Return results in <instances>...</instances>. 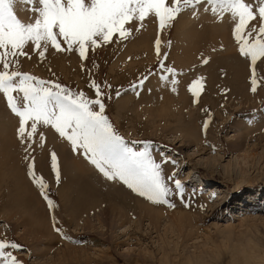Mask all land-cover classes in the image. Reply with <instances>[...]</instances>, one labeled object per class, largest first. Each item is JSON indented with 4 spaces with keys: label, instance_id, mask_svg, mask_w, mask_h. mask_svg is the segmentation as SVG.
I'll use <instances>...</instances> for the list:
<instances>
[{
    "label": "rangeland",
    "instance_id": "374dc122",
    "mask_svg": "<svg viewBox=\"0 0 264 264\" xmlns=\"http://www.w3.org/2000/svg\"><path fill=\"white\" fill-rule=\"evenodd\" d=\"M200 8L196 16L188 11L191 19L188 20L189 24L185 25L187 30L195 26L197 32L203 34L204 39L206 38L200 42L201 44H198V40L193 41L194 45H198L190 48L193 61L181 67L171 60V52L176 44L175 26L180 17L179 14L174 24L162 33V41L165 36L164 43L171 41L170 47H164V43L161 46L162 53L168 52L166 64L175 67L178 71H182L184 67L190 72L203 71V75L198 72L194 77L199 75L204 78L205 72L207 74L210 71L215 72L217 76L221 73L222 77L221 71H225L227 63H231L228 58H232L233 51L235 57L240 58L238 62L243 59L242 63L247 67L250 81L249 61L241 58L238 52V46L232 36L233 26L231 24L228 25L229 28L226 25L221 26L222 29L226 28L224 31L225 33L227 31L226 36L218 25L219 21L226 17H213L210 11L206 13L202 7ZM226 21L227 24L232 23L228 17ZM221 33L228 39L224 41ZM156 34V22L154 19H148L144 22L143 28L139 32H134L129 40L96 49L94 54L90 53L88 61L82 62L77 53L71 52L70 54L76 55L79 60L78 65L72 68H62L57 62L55 63L50 58L53 54L57 55L54 52L49 54L43 62L39 61L30 46L26 50L32 58H19L23 71L42 79L55 80L73 90H83L90 97L94 96V90H90L87 86L89 72L91 78L97 82L103 84L107 81L111 84L112 88L105 89L109 96L105 101V114L110 122L125 141L135 149H141L144 141H150V150L157 161L160 160L161 153L169 157L170 161H175V163L163 164L164 175L180 180L184 187V195L181 199L180 196L175 195L174 183L169 181V186L173 188V195L169 199L175 207L153 204L132 192L122 182L106 179L82 153L74 152L71 144L60 137L54 129L43 127L41 131L46 137V148H40L37 144L30 155L35 158L36 174L42 176L48 185L47 195L55 205L50 210L39 187L27 174L28 161L24 159L23 146L19 143L15 131L12 146L10 143V149L7 147L5 150L7 155L0 151V237L14 240L22 245L19 250H9L23 264H264V126L258 131L252 130L251 135L243 140L242 150L237 151L234 147L236 140L242 138L240 133L246 125L245 119L248 120L247 117L253 113L256 117L264 113V63H257V76L261 79L258 80L257 91L252 92L256 96L258 94L255 98L262 96L260 106L243 109L244 103L241 99L229 98L224 99L219 106L222 111H225L223 120L217 114L216 108L205 102L206 108L201 105L198 109L197 105L193 104L192 112L189 113L187 108L184 117L177 121H168L166 116L149 114L144 110L145 105L140 98L147 80L143 86L135 89L130 87L131 84L137 83L149 67L152 68L153 74L156 73L157 58L152 63L146 64L136 61L128 64V68L123 64L128 63L129 57L124 63L119 62V57L130 45H135L143 55L144 50L141 47L149 43L148 39L154 44ZM202 57L208 58L210 62L203 65ZM93 61L96 64L95 68H93ZM115 62L119 65L118 71L123 70L122 72L111 69ZM81 63L85 64L88 71L81 70ZM25 65H28V70H25ZM199 65L202 66L199 67ZM178 78H182L181 74ZM249 81H247L248 84ZM203 83L205 86L206 82L203 81ZM117 89L121 93L119 96L115 94ZM128 93L132 102H129V110L122 113L116 109V102L123 96L127 97ZM204 94H207L205 90L201 92L199 99H203ZM151 95L146 94L143 99H148ZM1 96L2 101L5 100L2 94ZM3 102L6 106V102ZM234 106H236L235 109ZM10 114L13 115L12 112ZM16 119L15 130L18 128V117ZM206 119L208 120L207 129L203 127ZM194 127L197 139L188 142L185 136ZM38 139V137L34 138L37 143ZM133 141L140 143L132 144ZM59 147L69 151L68 153L74 159L81 161L85 168L90 169L97 176V179L90 181V184L105 194L103 196L106 202L100 204L101 207L81 214L75 222H70L69 217L66 216L67 212L60 203L59 190L69 191V203L72 207L76 203L74 196L78 193V184H67L71 170L67 169L66 173L61 166ZM50 149H53L58 157L59 183L56 182L51 171ZM20 171L28 188L22 194L23 201L29 190L38 198L45 210L52 239L33 232L23 233L28 228V225L23 226L20 223L22 213L25 211L22 213L13 211L19 210L16 207L19 204L13 202L15 194H11L18 180L16 174ZM71 174L73 179L79 176L77 173ZM199 178L203 182L197 187L195 185ZM115 189L122 194L126 192L124 194L126 198L131 199H126V203L131 201L128 207H131L132 211L130 210L128 215L122 218L115 214L104 213L100 216L102 220L100 222L96 219V215L109 208L108 204L106 207L109 199L119 198ZM200 197L202 200L199 199ZM34 198L33 196L32 200ZM134 198L135 202L137 200L145 206L135 209L132 206L135 203L132 200ZM31 201L28 203L31 205L29 211L36 215L38 210L35 206L36 201ZM155 211L158 212L157 216L154 215ZM53 216L63 235L54 230ZM175 217L186 220L182 227L185 232L178 231L173 225L172 220ZM227 227H232V232H228ZM184 234H187L189 238H184Z\"/></svg>",
    "mask_w": 264,
    "mask_h": 264
},
{
    "label": "snow or ice",
    "instance_id": "6c2138e0",
    "mask_svg": "<svg viewBox=\"0 0 264 264\" xmlns=\"http://www.w3.org/2000/svg\"><path fill=\"white\" fill-rule=\"evenodd\" d=\"M17 5L24 6L21 10L30 14L27 19L18 15ZM200 7L214 17L222 18L227 14L231 18L232 36L240 56L249 61L250 90L255 93L261 79L257 76V63H264V0H0V94L18 117L16 136L28 161L27 174L39 187L50 210L55 205L47 195L48 185L36 174L35 158L30 155L37 146L35 137L39 138L38 146L45 147L43 127L54 129L106 179L122 182L153 204L175 207L169 199L173 195L169 181L174 183L175 195L181 199L184 187L180 180L164 175L163 164L175 161H170L163 153L157 161L150 150V141H144L141 149H135L110 122L105 114V101L109 98L105 89L112 88L111 84L97 82L89 72L87 86L94 90V96L90 97L83 90H73L55 80L23 71L19 58H32L26 50L30 46L41 62L52 52H75L82 62L88 61L90 53L94 54L96 49L129 40L134 32L143 28L146 20L154 19L157 24L156 74L176 92L179 72L166 64L168 52L161 51L162 33L174 24L182 11L188 10L196 16ZM170 46V40L164 43V47ZM201 63L207 64L208 58L202 57ZM81 70L88 71L84 63ZM151 75L153 70L149 67L130 87L143 86ZM203 81V77L197 76L187 86L193 103L204 90ZM115 94L119 96L120 90ZM203 127L207 129L208 120ZM49 157L51 171L59 183L56 152L52 150ZM52 219L54 230L63 235L55 216ZM20 248L22 245L14 240L0 237V264H23L9 250Z\"/></svg>",
    "mask_w": 264,
    "mask_h": 264
},
{
    "label": "bare ground",
    "instance_id": "6f19581e",
    "mask_svg": "<svg viewBox=\"0 0 264 264\" xmlns=\"http://www.w3.org/2000/svg\"><path fill=\"white\" fill-rule=\"evenodd\" d=\"M23 7L24 6L17 5L18 15L21 18L27 19V16L29 13L26 11H22L21 8H23ZM203 16H204V14H203ZM190 19H191L190 13H188V10H184L180 14V17L177 20V23L175 26L176 44L173 47L172 52H171V55H172L171 60H173L175 62V64H178L181 67H183V66H185V65H187L193 61V55L191 54L192 52H191L190 48L198 46L197 44L194 45L193 41L198 40L199 41L198 44H201L200 42L202 40L206 39V38L204 39L203 34H200L197 32V29L195 26L190 27V30H187V28H185V25L189 24L188 20H190ZM225 22H227V21H225V20L219 21L218 25H219L220 29H222L221 26H223ZM201 28H203L202 25H201ZM227 28H229V27H227ZM222 30L223 31H221V32L225 33L224 31L226 30V28H224ZM222 33H221V36L224 39V41L227 40L228 38H226L225 35H223ZM226 33H227V31H226ZM226 36H227V34H226ZM164 40H165V36H163V41ZM148 41H149L148 44L146 43L141 47V49L144 50L143 55L140 54V52L138 51V49L136 48L135 45H130L128 47V49H126V51L124 53H122L121 56L119 57V62L124 63L126 58L129 57L128 63L123 64L126 67L128 64L134 63L136 61L142 62L144 64H146L148 62L152 63L157 57H156V54L154 51V44H152L153 41L151 42L150 39H148ZM186 44L188 46H185ZM228 49L230 50L229 47H228ZM161 51H162V47H161ZM235 56L236 55H234V53L232 51V55H231L232 58H228L231 60V63H227V69L225 71L224 70L221 71L223 73L222 77H221V73L218 74V76H217V74L213 71H210L207 74L205 72L204 81L206 82V85L204 86V90H205V92H207V94H204L203 99H201V98L199 99V97H198L196 103H193V97L191 94L188 93L189 91L187 90V86L189 83H191V81L193 79L196 78L194 76L198 72H201L200 70H195V71L190 72V71H187V69L185 67L182 68L183 69L182 71L179 70L178 71L179 75L181 74L182 78H178L179 75L177 76V79L179 80V84L177 85V91L176 92L171 91L170 83L160 81L158 74L155 73V74L151 75L145 83V86H144V89L142 91L141 98H140L141 102L145 105L144 110L149 114L166 116L168 121H177L180 118L185 116V114L187 112L186 111L187 108L189 110V113L193 111L191 108L193 106V104L197 105V107L199 109V106L204 105V108H206L205 104L210 103L213 108H216L217 114L219 116H221V119L223 118L225 111H222V109H220L219 106L224 99H226V100H228L229 98L241 99L242 102L244 103L243 109L260 106L262 96L255 98L258 96V94L256 96V94H253L252 91L250 90L251 86H250V81L248 78L249 73L246 69L247 67L244 63H242L243 59L241 60V62H238V61H240L239 60L240 58L238 59ZM50 58L53 59L55 61V63L57 62L59 65H61L62 68L75 67L76 65H78V62H79V60L77 59V56L74 54H70V53L64 54V55L63 54H60V55L59 54H57V55L53 54V56H51ZM235 60H236V62H235ZM244 60H246V59H244ZM208 62H210V61H208ZM118 66H119L118 63L115 62L114 66L111 69L114 68V69H116V71H118L119 70V68H117ZM201 66L202 65H199V67H201ZM209 66L210 65H208V67ZM181 67H180V69H181ZM28 69H29L28 65H25V70H28ZM122 71H118V72H122ZM202 73H203V71L201 72V74ZM197 76H199V75H197ZM220 77L222 79H220ZM247 81H249V84L247 83ZM225 90H227V91H225ZM146 94H152V95L149 98L147 97L148 99H143L146 97ZM1 97L2 96L0 94V143H1L0 151L5 153L4 155H7L5 150L7 147H9L8 149H10L9 144L11 143V146H12V143H13L12 140L15 139V137H14V135L16 134V133L14 134V132L16 131L15 130V128H16L15 127V120H17L16 119L17 117L14 114L13 115L10 114L11 111H9V109H8V111L6 110L7 108L3 102L5 100L2 101ZM130 100H132V99L129 97V93H128L127 97L123 96L121 99H119L116 102L117 103L116 109L121 111L122 113L126 112L127 110H129V108H128V106L130 105L129 102H132ZM215 102H216V104H215ZM233 108L235 109L236 106H234ZM137 109H138V107H137ZM257 113H258V111H257ZM255 115L256 114H254V113L250 114V116L247 117L248 120L245 119L246 125H245L244 129L241 130V133H240L242 138L239 140H236V142L234 143L235 150L240 151L243 149V147H244V141L243 140H245L249 135H251V132L253 129H254V131H258L262 126H264V113L259 117H256ZM196 139H197V135H196L195 127H194L193 129L189 130V134H187L185 136V140L188 142H192ZM199 142H197V144H199ZM48 143H50V142H48ZM53 143H54V141H53ZM50 148H52V146ZM59 149H60V147H59ZM50 150L52 151L53 149H50ZM68 152L65 149H60V162H61V166L63 167V169L66 173L68 172L67 169H69V170H71V173H77L79 175L76 179H73L72 178L73 175L70 173L69 174L70 177L67 181L68 182L67 184H70V183L71 184H75V183L78 184V187L76 186L78 193L74 196L73 192H71L72 196H74L76 198V201H75L76 203L74 206L71 207V204L69 203V196H68L69 191L67 192V190L60 189L59 190V197H60L61 205L65 208V211L67 212L66 216L69 217L70 222H73V221L75 222L76 219L81 214H83L85 212L87 213L91 209L95 211V209H97L98 207H101L100 204H103L106 201H105V196H103L105 194H103L102 192H100L99 190L94 188L92 186V184H90L91 183L90 181H92L93 179H97V176H95L94 173L90 169L85 168V166L81 163V161H79L78 159H74ZM16 175H17L16 178L18 180H17L16 185L13 186L14 192H11V194L12 195L15 194L14 198H13V202L19 204L16 207L20 211L15 210L14 208H13L14 209L13 211L15 213L16 212L22 213V211H25V213H22L23 217L20 220L21 221L20 223L23 226L28 225V228L25 229L23 231V233L25 234L28 232H33L35 234H41V235L48 236L49 239H52L53 237L51 235V229H50V226L48 225V219L45 216V210H44L43 206L40 204L41 202L38 200V198L34 195V193L31 190H29L26 193L27 197H25V200L23 201L22 194L24 191H26L28 189L27 184L23 180L24 178L21 174V171L19 173H17ZM197 182L198 183L195 186L199 187L203 181L199 178L197 180ZM65 186L67 187V185H65ZM74 189H76V188H74ZM77 191H74V192H77ZM103 192L106 193L105 191H103ZM117 193H118L117 195L119 196V198L114 197V199H109L108 203H106V207L108 204L109 208L105 209L103 212L98 213V215H96V219L98 221H100V222L102 221L100 219V216H102L104 213H108V214H112V215L115 214L117 217H120V218H122L124 215H128L129 211L131 210V207L130 208L128 207L130 205L131 201L126 203V201H127L126 199H128V200H131V199H129L128 196H127L128 198H126V196L124 195L126 192H124L122 194L120 191H117ZM32 195L35 197L34 200H32L33 199ZM132 196H130V198ZM199 199L202 200V197H200ZM31 200L33 202L36 201L35 206L37 207L36 209H38L36 215L31 214L29 211V208L31 205H29L28 203ZM132 200H133V202H135V198ZM138 202L139 201L136 200L134 205H132V204L131 205L134 206L135 209L142 207V206H145L143 203H140V202L138 203ZM27 212H29L28 215H27ZM154 215L157 216L158 212L155 211ZM172 223L178 231L185 232V230H182V227H184V225L186 223V220L184 218H181L179 220L178 217H175L172 220ZM186 230L188 231V229H186ZM227 230H228V232H232L231 231L232 227L231 228L227 227ZM184 238H189V236L187 234H184ZM163 255L166 256L165 253H163Z\"/></svg>",
    "mask_w": 264,
    "mask_h": 264
},
{
    "label": "crops",
    "instance_id": "0c3cea01",
    "mask_svg": "<svg viewBox=\"0 0 264 264\" xmlns=\"http://www.w3.org/2000/svg\"><path fill=\"white\" fill-rule=\"evenodd\" d=\"M197 10H201V8H199V9H197ZM225 17H226V19H225V18L223 19V20H225V21L227 20V17H228V18H230V17H229V16H227L226 14H225ZM230 19H231V18H230ZM222 23H223V22H222ZM229 24H231V25H232V23H230V22H228V24H227V22H225L223 26H225V25H226V27H228V25H229ZM232 26H233V25H232Z\"/></svg>",
    "mask_w": 264,
    "mask_h": 264
}]
</instances>
